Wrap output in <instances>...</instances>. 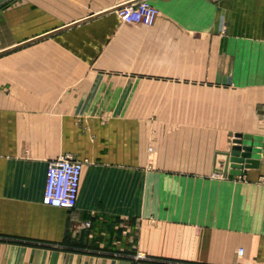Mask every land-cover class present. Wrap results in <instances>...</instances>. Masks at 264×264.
Wrapping results in <instances>:
<instances>
[{"label":"crops","instance_id":"1","mask_svg":"<svg viewBox=\"0 0 264 264\" xmlns=\"http://www.w3.org/2000/svg\"><path fill=\"white\" fill-rule=\"evenodd\" d=\"M131 1L24 0L31 32L0 47L41 37L0 55V264H235L240 247L264 264V156L238 175L223 154L236 133L264 143V0H150L152 63L141 32L101 24ZM68 34L83 69L61 68ZM146 113L211 126L129 116ZM63 154L87 162L71 210L43 200Z\"/></svg>","mask_w":264,"mask_h":264},{"label":"rangeland","instance_id":"2","mask_svg":"<svg viewBox=\"0 0 264 264\" xmlns=\"http://www.w3.org/2000/svg\"><path fill=\"white\" fill-rule=\"evenodd\" d=\"M150 3H152L150 1ZM153 4V3H152ZM154 5V4H153ZM24 0H6L0 5V47L13 41H17L23 37H25L27 34L31 32V29L29 27L24 26ZM159 10V16H161V10ZM101 24L103 25H110V26H128L132 27L135 29V31L141 32L142 36L144 37V43L141 45H134L135 49H140L144 50V54H147L146 59H144L145 62L147 63H152L153 59L151 54L154 52V48H156V45L162 44L163 39H160L158 34H153V28L152 26H146L142 23H132V24H124V22L120 19L118 14L115 12L114 16H110L107 18L106 21L102 22ZM156 26H161L160 23H157ZM155 31H158L156 28ZM105 35H94V34H88V35H83V37L80 36V38H74V41L76 43H81L82 42H91L93 45L96 43H100V39L103 38ZM159 38V39H158ZM96 39V40H95ZM58 47V51L60 52V57L63 56L62 61L64 66L61 68L65 70L72 69V70H79L83 69L84 67L80 66L78 67L77 65H72L73 61L71 59L72 55V43H73V37L71 35H63L61 37H58L57 39L52 40ZM129 46L131 47V44H126L123 43L122 45H117V46ZM125 49L127 47H124ZM43 52V59L46 60V63L49 65L50 60H51V53L47 49L45 50H40ZM39 51V52H40ZM38 52V51H37ZM166 52L169 54L171 53V50H166ZM177 52V51H175ZM200 52L199 50H193L192 53H198ZM23 53L22 50L19 52H16V54ZM47 53V54H46ZM35 56H38L36 54ZM59 57V58H60ZM67 60V61H66ZM82 72V71H80ZM202 84V83H198ZM136 117L139 120H143V122L146 124L148 122L162 119V118H170L171 121V127L172 128H181L184 129L187 133L197 131L195 128H199L200 126L203 125H209L211 126V123H202L198 121V119L201 117L199 114H170V115H164V114H155V113H146L143 115H129ZM207 116L210 118V116H215L214 114H207L203 115ZM151 149V148H150ZM213 177H219L218 173H213ZM16 205H22V195L17 192L16 193ZM7 199L4 198L3 195L0 194V205H3V202H5ZM10 201H12L10 199ZM25 201V200H24Z\"/></svg>","mask_w":264,"mask_h":264},{"label":"built area","instance_id":"3","mask_svg":"<svg viewBox=\"0 0 264 264\" xmlns=\"http://www.w3.org/2000/svg\"><path fill=\"white\" fill-rule=\"evenodd\" d=\"M116 13L124 23L155 24L159 10L150 0H140L123 6ZM85 160H78L71 154H63L48 162L44 202L53 207L73 209L77 205L78 195L84 171ZM141 255V254H140ZM244 248L238 249L239 259L235 264H244Z\"/></svg>","mask_w":264,"mask_h":264},{"label":"water","instance_id":"4","mask_svg":"<svg viewBox=\"0 0 264 264\" xmlns=\"http://www.w3.org/2000/svg\"><path fill=\"white\" fill-rule=\"evenodd\" d=\"M4 1L6 0H0V4L3 3ZM137 1L140 0H133L119 7H115L112 10L116 11L117 9L123 6L129 5L131 3H135ZM80 22L81 21H78V23ZM40 38L41 37H37L36 39H32L27 42L20 43L8 49H4L0 51V55L6 54L12 50H15L19 47H22ZM257 141L258 139H255L251 134L236 133L233 139V145L231 146V149L229 151L223 152V154L225 155L224 171L225 172L229 171L230 173L242 175L244 168H259L261 164V159L264 156V148H263L264 143H257Z\"/></svg>","mask_w":264,"mask_h":264}]
</instances>
